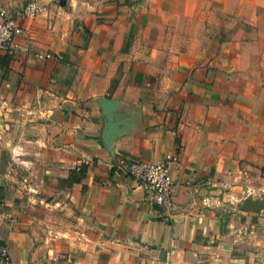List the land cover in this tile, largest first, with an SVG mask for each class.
<instances>
[{"label": "crops", "instance_id": "1", "mask_svg": "<svg viewBox=\"0 0 264 264\" xmlns=\"http://www.w3.org/2000/svg\"><path fill=\"white\" fill-rule=\"evenodd\" d=\"M30 2L40 13L0 52V253L264 264V0H0V12ZM168 157L170 217L116 168Z\"/></svg>", "mask_w": 264, "mask_h": 264}, {"label": "built area", "instance_id": "2", "mask_svg": "<svg viewBox=\"0 0 264 264\" xmlns=\"http://www.w3.org/2000/svg\"><path fill=\"white\" fill-rule=\"evenodd\" d=\"M39 13L40 7L36 2L26 4L17 14L1 11L0 52H12L16 40L24 34L23 21L36 17ZM174 161V157H168L165 161H132L120 158L116 168L132 177L143 188L150 202L158 206L164 216L170 217V212L175 208V181L171 169ZM0 261L2 264H13L7 247L1 250Z\"/></svg>", "mask_w": 264, "mask_h": 264}, {"label": "rangeland", "instance_id": "3", "mask_svg": "<svg viewBox=\"0 0 264 264\" xmlns=\"http://www.w3.org/2000/svg\"><path fill=\"white\" fill-rule=\"evenodd\" d=\"M240 22L244 24V22H243V21H240Z\"/></svg>", "mask_w": 264, "mask_h": 264}]
</instances>
